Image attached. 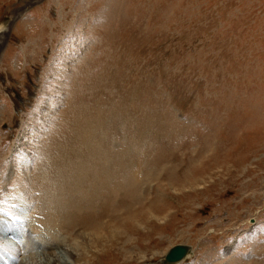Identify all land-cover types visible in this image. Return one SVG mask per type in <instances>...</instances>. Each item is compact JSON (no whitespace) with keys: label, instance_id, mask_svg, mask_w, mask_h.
<instances>
[{"label":"rangeland","instance_id":"1","mask_svg":"<svg viewBox=\"0 0 264 264\" xmlns=\"http://www.w3.org/2000/svg\"><path fill=\"white\" fill-rule=\"evenodd\" d=\"M1 28L0 264H264V0H0Z\"/></svg>","mask_w":264,"mask_h":264},{"label":"bare ground","instance_id":"2","mask_svg":"<svg viewBox=\"0 0 264 264\" xmlns=\"http://www.w3.org/2000/svg\"><path fill=\"white\" fill-rule=\"evenodd\" d=\"M4 32V28H1L0 29V35H1V33H3ZM42 138H44V137H42ZM46 141V140H45ZM47 144V143H46ZM82 144V143H81ZM79 150V149H78ZM79 154V153H78ZM81 156V155H80ZM72 162V161H71ZM85 162V161H84ZM70 163V162H69ZM89 163V162H88ZM82 166H83V164H82ZM72 167H73V163H72ZM74 167H75V164H74ZM78 167V166H77ZM77 167H75V168H77ZM89 167V166H88ZM74 168V169H75ZM84 168V167H83ZM73 169V170H74ZM85 169V168H84ZM76 171H78V168L75 170V173H76ZM68 172V171H67ZM74 173V172H73ZM80 174V173H79ZM86 176V175H85ZM75 178V177H74ZM77 178V177H76ZM70 179H71V177H70ZM72 179H73V177H72ZM81 179V178H80ZM23 180V179H22ZM88 180V179H87ZM73 182V181H72ZM72 182L70 183V184H72ZM21 183V182H20ZM65 183V182H64ZM75 183V182H74ZM73 183V184H74ZM91 183V182H90ZM67 184V183H66ZM74 186V185H73ZM68 191V190H67ZM71 191V190H70ZM73 191V190H72ZM71 191V192H72ZM70 192V193H71ZM118 197V196H117ZM24 199H26V197H24ZM79 199V198H78ZM21 200H23V199H21ZM62 200V199H61ZM72 200V199H71ZM83 200V199H82ZM26 202V201H25ZM28 202V201H27ZM64 202V201H63ZM62 202V204H64ZM66 202V201H65ZM59 203V202H58ZM21 204V203H20ZM58 207L60 208V204L58 205ZM64 207V206H63ZM66 207V206H65ZM148 212H150V211H148ZM152 215V214H151ZM129 217V216H128ZM88 219V218H87ZM87 221H89V219L87 220ZM90 225V224H89ZM95 226V225H94ZM87 227V226H86ZM97 229H98V227H96ZM88 228H86V230H87ZM90 229H93L94 230V228H89L87 231L85 230L84 232H83V237L85 238V241L87 240L88 241V239L90 238V236L93 234V233H89V231H90ZM97 232V231H96ZM112 232V231H111ZM116 232V231H115ZM117 234V233H116ZM118 235V234H117ZM82 236H81V238H82ZM95 239H96V241H97V235H92ZM99 236V235H98ZM113 238V237H112ZM102 239V238H101ZM91 240H92V238H91ZM30 241V240H29ZM82 248H83V246H81ZM168 250L169 249H167V251L164 253V257H165V255H166V253L168 252ZM74 251H78L79 252V255H80V252H81V248H80V246H77L76 248H75V250ZM1 252H4V251H1ZM4 254V253H3ZM7 254V253H6ZM2 257V256H1ZM164 257H163V260H164ZM2 259V258H1ZM69 260H72V263H68L66 260H65V258L64 257H62V256H60L59 254L57 255V254H54V253H52V254H47L46 256H44V255H42V256H40V257H38V258H36L35 259V261H34V264H75V260H76V258H75V256H70V259ZM74 260V261H73ZM163 260L161 261V263L163 262Z\"/></svg>","mask_w":264,"mask_h":264},{"label":"water","instance_id":"3","mask_svg":"<svg viewBox=\"0 0 264 264\" xmlns=\"http://www.w3.org/2000/svg\"><path fill=\"white\" fill-rule=\"evenodd\" d=\"M249 224H253V220H249ZM192 257L193 251L190 246L176 245L166 253L161 264H180Z\"/></svg>","mask_w":264,"mask_h":264}]
</instances>
